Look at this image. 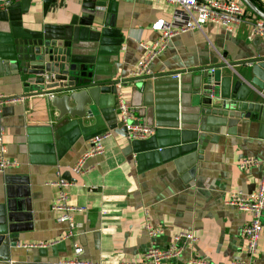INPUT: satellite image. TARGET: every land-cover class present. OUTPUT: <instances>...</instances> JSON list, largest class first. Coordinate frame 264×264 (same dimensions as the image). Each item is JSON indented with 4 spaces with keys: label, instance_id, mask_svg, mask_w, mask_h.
I'll return each mask as SVG.
<instances>
[{
    "label": "crops",
    "instance_id": "1",
    "mask_svg": "<svg viewBox=\"0 0 264 264\" xmlns=\"http://www.w3.org/2000/svg\"><path fill=\"white\" fill-rule=\"evenodd\" d=\"M253 1L264 9V0ZM173 9L163 0H19L0 10V59L14 52V40L68 41L69 63L84 69L83 78L119 83L139 121L155 128L145 139L128 141L119 130L116 95L109 94L93 118L59 116L45 94L25 86L14 63L0 65V94L21 98L0 108L7 155L17 162L0 174V264H57L73 256L74 243L84 259L137 262L151 244L164 248L181 232L193 240H181L178 262L264 264V215L257 253L248 257L240 236L248 214L223 203L230 190L255 188L259 170L238 162L264 153V120L190 93L193 76L204 74L216 89L240 80L241 93L249 89V99L264 102V41L249 38V22L230 33L205 24L172 36L150 63L152 77L134 78L141 43L157 38L152 24L169 23ZM253 14L247 12V21L257 18ZM105 131L111 135L104 152L87 161L91 169L71 173L88 139ZM57 173L72 182L68 203L81 208L64 239L68 224L51 209ZM147 223L161 234L151 239Z\"/></svg>",
    "mask_w": 264,
    "mask_h": 264
},
{
    "label": "built area",
    "instance_id": "2",
    "mask_svg": "<svg viewBox=\"0 0 264 264\" xmlns=\"http://www.w3.org/2000/svg\"><path fill=\"white\" fill-rule=\"evenodd\" d=\"M19 0H0V10L9 8L13 3ZM171 4L174 9L172 19L169 23L156 21L151 28L158 33L155 40L148 44L141 43L144 53L141 60L130 72L134 78L152 77L150 63L166 48L169 39L179 33L201 29L205 24L219 25L226 32H232L244 22L250 23L249 38L259 37L264 41V21L260 18H254L247 21L248 15L246 6L241 0H163ZM211 72L214 70L210 69ZM180 74L172 75L178 78ZM116 88H120L117 83ZM116 89V90H117ZM21 100V98H7L0 94V108L2 105ZM116 111L118 120L126 130V139H145L155 131L153 126H149L141 121L135 115V109L124 99L121 92L116 93ZM111 135V131L97 133L91 136L87 142V148L81 154L74 164L69 168L75 175H82L91 169L87 161L95 155L104 152L103 142ZM5 128L0 125V174L5 173L8 168L14 167L17 162L7 155L5 144ZM241 169L257 168L259 174L255 179V188L247 193L239 190H230L223 203L239 211L246 212L248 219L244 221L240 228V236L243 239L244 253L248 257L255 256L257 253L258 238L263 230L262 218L264 215V153L260 158H243L238 162ZM57 188V195L51 205L55 218L59 222H67L68 231L62 236V239L70 237L73 234L75 222L72 214L74 211H80L68 203V188L72 182L63 179L57 173V179L50 182ZM148 236L153 239L161 234L160 228L152 227L149 223L145 225ZM181 240H193L191 233H179L173 236L171 243L164 247H157L151 244L145 251L142 259L137 262L122 261L115 264H211L200 258H190L185 262L176 261L180 256L183 247ZM22 246L31 247L33 244H24ZM37 246L43 247L44 244ZM82 248L78 244H73V256L61 259L57 264H101L89 259L81 258ZM228 264H249L242 260L233 259Z\"/></svg>",
    "mask_w": 264,
    "mask_h": 264
},
{
    "label": "water",
    "instance_id": "3",
    "mask_svg": "<svg viewBox=\"0 0 264 264\" xmlns=\"http://www.w3.org/2000/svg\"><path fill=\"white\" fill-rule=\"evenodd\" d=\"M241 2L258 18L264 21V12L251 0ZM14 52L9 58L0 59V65L5 62L14 63L16 72L18 68L25 82L33 94H45L49 105L54 108L59 116L93 118L100 112L104 103L103 94L116 95L115 84L98 83L84 79V69L79 70L76 65L69 63L70 45L62 39L32 38L13 42ZM89 73L87 77L89 78ZM206 81L201 84V77ZM215 80L206 75L193 76L190 93L199 96L203 93L218 101V105L224 109H232L239 112V116H251L264 120L263 98H248L247 93H241V81L229 86L219 83V88L214 86ZM94 88H98L97 93ZM217 91V92H214ZM262 98V99H261ZM212 101V100H210ZM124 136L126 130L122 126L119 129Z\"/></svg>",
    "mask_w": 264,
    "mask_h": 264
},
{
    "label": "trees",
    "instance_id": "4",
    "mask_svg": "<svg viewBox=\"0 0 264 264\" xmlns=\"http://www.w3.org/2000/svg\"><path fill=\"white\" fill-rule=\"evenodd\" d=\"M254 4H255V2L253 1V0H251ZM256 5V4H255ZM257 7L261 10V11H263L264 12V9L262 8V7H260V6H258L257 5ZM246 10H247V12L248 13H250V14H253L247 7H246ZM254 15V14H253Z\"/></svg>",
    "mask_w": 264,
    "mask_h": 264
}]
</instances>
